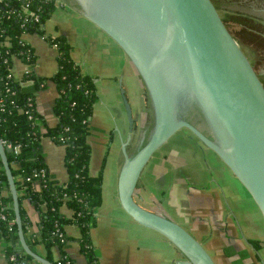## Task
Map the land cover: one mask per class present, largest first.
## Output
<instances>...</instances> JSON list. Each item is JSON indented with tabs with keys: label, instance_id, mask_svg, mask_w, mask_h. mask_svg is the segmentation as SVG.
Here are the masks:
<instances>
[{
	"label": "water",
	"instance_id": "water-1",
	"mask_svg": "<svg viewBox=\"0 0 264 264\" xmlns=\"http://www.w3.org/2000/svg\"><path fill=\"white\" fill-rule=\"evenodd\" d=\"M122 49L149 98L151 125L130 151L134 115L123 87L128 129L120 140L117 197L137 223L162 234L182 255L180 264H217L203 243L168 214L147 208L136 187L152 154L187 128L232 171L264 218V83L223 20L214 0H70ZM74 4H73V3ZM201 119L196 123L194 117ZM0 158L23 250L28 245L16 186L0 139Z\"/></svg>",
	"mask_w": 264,
	"mask_h": 264
},
{
	"label": "crops",
	"instance_id": "crops-1",
	"mask_svg": "<svg viewBox=\"0 0 264 264\" xmlns=\"http://www.w3.org/2000/svg\"><path fill=\"white\" fill-rule=\"evenodd\" d=\"M60 1L61 4L67 6V8H63L65 13L75 17L77 21L80 20L86 29V41L82 43L84 52L80 53L78 58L71 54L70 48V54L78 65L82 63V67L79 65L81 71L93 78L96 91L100 95L99 99L93 103V110H101L102 104H104L115 112L119 119L123 115L126 117L120 93V87H123L128 100L129 96L132 97V102H129L133 115L136 117L137 110L133 100H136L139 104L138 108L142 111L145 91L134 67L112 38L93 24L100 32L96 33L92 24L89 25L86 23L85 17L80 16L82 14L76 16L68 12L69 9L75 13L78 12L71 3L65 0ZM49 32L56 33L50 29ZM60 32L69 40L66 29L61 28ZM97 35H100V38ZM20 37L24 42L33 46L34 71L40 76H51L57 69L56 47L49 44L37 32H23ZM98 48L101 49V52L95 51ZM88 56L90 59L87 58ZM45 64H48V67H45ZM24 69L23 62L20 59H14L13 74L22 76ZM24 90L35 93L36 106L42 115L43 125H54L57 121L54 112V99L57 90L54 84L48 86L47 82L45 88L37 89L32 82H28L24 84ZM92 117L91 114L90 121L92 123L89 122V127L91 126L92 129H89L87 137L91 147L88 171L90 175H97L100 172L102 174V200L94 209V220L91 223L92 228L90 227L91 242L98 264H180L182 255L162 234L148 227L146 228L151 230L139 229V226H123L118 222L125 220L124 217L128 215L120 206L117 197L116 183L121 164L120 141L118 150L111 153L114 168L109 165V168L106 169L107 155L112 144L111 134L107 132L108 127L103 129L104 132L100 130L104 127L96 125ZM96 119L100 120L101 117L96 115ZM126 127H128L127 120L123 128L125 134L128 129ZM176 133L171 137L176 136ZM186 136H177L175 140V144L180 149L190 151V156H186L181 150L182 155L188 159L185 164L175 158L164 159V154L160 155L158 160H162L167 167L161 165L160 161L148 164L151 156L140 174L136 187V200L147 208L168 214L176 221H185V224L192 228L193 235L207 246L206 249L211 254L215 255L217 264H264V218L257 204L215 152L199 140H195L189 135ZM41 146L50 176L59 181H65L67 170L64 165V145L54 142L48 136H43ZM170 152L174 153L172 149ZM194 158H198V160H194ZM148 167V174L154 176L152 182H147L144 179ZM211 177L221 183L218 188L211 185ZM169 178L170 180H168ZM158 183L163 187L162 191L157 193L164 192L163 188L168 186L167 195L170 201L168 207L159 201L156 193L150 189V184L156 189L155 185ZM106 193V197L112 198L113 212L100 223L101 229L106 230V235L103 237L96 233L94 228L98 229L96 222L98 216L101 215L102 202L105 200ZM224 193L227 196V201L224 199ZM192 195L196 197V200L192 201ZM188 197H190L189 201H187ZM22 204L30 220L27 225L28 238L37 240L40 237L39 212L26 197L23 198ZM60 212L66 217L73 214V210L67 204L60 206ZM130 219V223H137L131 217ZM64 231L68 238L59 248L53 247L54 256L64 252L74 260L75 264H86V257L79 247L81 235L79 226L75 223H65ZM28 245L33 251L44 256L45 246L42 242L35 241ZM0 264H7L3 245L0 247Z\"/></svg>",
	"mask_w": 264,
	"mask_h": 264
},
{
	"label": "trees",
	"instance_id": "trees-1",
	"mask_svg": "<svg viewBox=\"0 0 264 264\" xmlns=\"http://www.w3.org/2000/svg\"><path fill=\"white\" fill-rule=\"evenodd\" d=\"M54 7L55 0L0 2V139L16 186L22 228L28 244L42 242L44 257L53 264H66L65 259L75 264L68 254L61 252L55 257L53 252V247L59 248L68 238L64 224L75 223L80 228L79 247L86 257V264H98L90 227L94 209L102 200V174H89L91 147L87 139L97 91L93 78L83 73L71 57L68 38L64 34L46 31L45 21ZM23 32H37L56 47L57 69L51 76H40L34 71V49L21 40ZM15 57L29 64L22 76H15L11 71ZM30 81L37 89L45 88L48 81L54 84L57 90L54 99L57 121L54 125L44 126L41 122L35 93L24 90V84ZM43 136L64 145L65 181L49 174L42 154ZM14 145L19 147L17 152ZM25 197L39 212L40 237L37 240L28 238L30 220L22 204ZM62 204L73 210L72 216L66 217L60 212ZM14 218L9 185L0 158V247L3 245L8 264H33L35 259L20 245Z\"/></svg>",
	"mask_w": 264,
	"mask_h": 264
},
{
	"label": "rangeland",
	"instance_id": "rangeland-1",
	"mask_svg": "<svg viewBox=\"0 0 264 264\" xmlns=\"http://www.w3.org/2000/svg\"><path fill=\"white\" fill-rule=\"evenodd\" d=\"M65 1H67L68 3H71V2H69L70 0H65ZM214 1L218 6L220 14H221L223 20L225 21L227 27L232 32V34L235 36V38L238 40V42L240 43L243 50L245 51V53L248 55V57L252 61L254 68L256 70H259L260 68H262V66L264 64V49L261 46V40H259L258 38H255V36H253L254 34L253 35L251 34L252 31H250V29H256V30L263 29V24H262L261 19H259V17H256L255 15H253V13L247 12L246 8H248L250 6L251 0H214ZM60 2H61L60 0H55V7H54L53 11L51 12V14L49 15V17L46 18V21H45L46 31L49 32V29H50L52 31H55L58 34H63L60 32L61 28L64 30L66 29V31L69 35L68 36L69 42L71 44V54H73L79 58L80 53L84 52L83 51L84 46L82 43L84 41H86V29L84 27V24L80 20L77 21L75 19V17L68 16L65 13L63 8H67V6H66V4H64V5L61 4ZM68 12L73 14V15H76V16H79V14H80L77 11H76L77 13H75L71 9H69ZM80 16H82V15H80ZM86 23H88L89 25L92 24L91 26H93V29L96 31V33L99 32L97 30V28L94 27L93 23L90 22L88 19H86ZM51 33H54V32H51ZM97 36L100 38V35H97ZM102 36H104V35H102ZM105 38H107V37H105ZM96 50H97V52H99V51L101 52L100 48L95 49V51ZM87 58L90 59V56H88ZM79 65L82 67V63H80ZM44 66L48 67V64H45ZM47 72H50V70H47ZM51 85H52V82L48 81V86H51ZM144 91H145V88H144ZM99 96L100 95H98V93H97V97L95 99L96 101L99 99ZM131 100H132V97L129 96V101H131ZM133 101L135 104V108L137 110L135 112V116H136V118H138L137 121H135V125H134V127L136 129V136L134 138L136 139L137 132H138L139 126H140L139 117L141 116L142 111L140 108H138L139 104L136 102V100H133ZM102 105H103V108L101 110L100 109L99 110H97V109L92 110V112H93L92 113V115H93L92 120L94 121V123L96 125H102V127H104L102 129L100 128V130H102V131H103V129L108 127L109 129L107 132L111 134L110 138L112 140V144L109 147V152H108L107 160H106V169H108L109 165L112 168H114V160L112 159L113 155L111 153L118 150L119 141L121 140V138H125L126 134H125V131L123 130V128H124V124H125L126 120L128 122V119H127V116L125 117L123 115L122 118L120 117V119H122L120 122V119L115 112H113L110 108H107L108 106H106L104 104H102ZM96 115L101 117V119L100 120L96 119ZM125 115H126V112H125ZM89 122L92 123V121H90V120H89ZM122 122H123V127H122ZM90 128H91V126H90ZM126 128H128V127H126ZM120 130H121V132H120ZM184 135H187V136L189 135L192 138H194L195 140L197 139V137L194 134H192L187 128H182L181 130H179L176 133V136L174 135L173 137H171L168 142H166L164 145H162L160 148H158L152 154V158L148 164H152V163H155L157 161H160L161 165H163L164 167H167L163 163L162 160H158L159 156L162 154L165 155L164 159L175 158L176 160H180V161H182V163L185 164V161L188 160L186 158V156H190V153H189L190 151H188L187 149H185V150H183L182 148L180 149L178 147V145L175 144V140H176L177 136L182 137ZM119 147H120V145H119ZM170 149L173 150V152H174L173 154L170 152ZM181 150L184 152V155H186V156L182 155ZM201 157L203 158V156H201ZM198 158H194V160H198ZM111 159L113 160V163H112ZM210 164H208V165H210ZM175 167H176V165H175ZM148 171H149V167L145 173L146 176L144 179L147 182L148 181L152 182V178L154 176L153 175L151 176L150 174H148ZM211 179H212L211 185L218 188L221 183H219L218 181H215V178L213 180V177H211ZM168 180H170V178ZM155 186H156V189L152 187V184H150V189L152 190V192L156 193L159 201L166 204L167 207L170 206V201L168 200V195H167V192H168L167 184H166L167 187L163 188L164 192H162V193H157V192H161L162 191L161 188L163 186L160 183L156 184ZM242 189L244 190L243 187H242ZM244 192H246V191H244ZM106 196H107V193L105 194V197H104L105 200H103V202H102V205H103L102 208L103 209H102L101 215L98 216L99 218L96 222L98 229L94 228V231H96V233H98L100 236L102 235L103 237H105L104 235H106V230L101 229L100 223L104 219H106L108 216H110L113 212L112 198L106 197ZM189 198L190 197H188L187 201H189ZM191 199H192V201H194V200H196V197H194V195H192ZM224 199H226L225 201H227V196L225 193H224ZM113 201H115V199H113ZM114 203L116 204V201ZM125 215H127V214H125ZM124 218H125V220H119L118 221L123 226H139L138 227L139 229L145 228V230H151V229H148L146 227H141L142 225H138L137 223H130L131 219H130V216H128V215H127V217H124ZM127 218H129V219H127ZM182 221L178 220V222L182 226H184L193 235L192 228L189 225H186L185 221L184 222H182ZM132 224H135V225H132ZM117 230H120V229H117ZM203 245L205 246L204 243H203ZM205 247H207V246H205ZM208 252H209V250H208ZM209 253L211 254V252H209ZM213 255L214 254H211V256L214 258L215 255L214 256ZM214 260H215V258H214ZM34 263L38 264V262H35V261H34Z\"/></svg>",
	"mask_w": 264,
	"mask_h": 264
},
{
	"label": "flooded vegetation",
	"instance_id": "flooded-vegetation-1",
	"mask_svg": "<svg viewBox=\"0 0 264 264\" xmlns=\"http://www.w3.org/2000/svg\"><path fill=\"white\" fill-rule=\"evenodd\" d=\"M247 12L249 13H253V15H255L256 17H259V19H261L262 24H263V29L260 30H256V29H250L251 34L253 36H255V38H258L259 40H261V46L264 49V0H251L250 1V6L248 8H246ZM257 72L259 73L260 77L262 78V81L264 83V64L262 66V68H260L259 70H257ZM143 101L144 104L142 106V113L141 116L139 117V122H140V126H139V130L137 132V137L136 139L134 138L129 146L130 151H133L137 146L138 143L140 142V138H145L150 125H151V118H152V113H151V106H150V101L149 98L145 92L144 97H143ZM138 118L135 117L134 119V125H135V121H137ZM194 120L196 123L201 122V119L198 116L194 117ZM136 130V129H135ZM136 136V131L134 133V137ZM134 141V142H133Z\"/></svg>",
	"mask_w": 264,
	"mask_h": 264
},
{
	"label": "built area",
	"instance_id": "built-area-1",
	"mask_svg": "<svg viewBox=\"0 0 264 264\" xmlns=\"http://www.w3.org/2000/svg\"><path fill=\"white\" fill-rule=\"evenodd\" d=\"M1 1H3V0H0V2H1ZM21 40H22V38H21ZM22 41H23V40H22ZM6 44H9V41H6ZM16 58H17V57H15L14 59H16ZM17 59H19V58H17ZM20 60H21V59H20ZM21 61L23 62L24 67H25V69H24V71H23V73H24V72H26V71L28 70V68H29V64H28L26 61H23V60H21ZM12 66H13V65H12ZM11 71H12V67H11ZM12 73H13V71H12ZM30 82H31V81H30ZM26 83H28V82H26ZM32 83H33V82H32ZM13 148H14V151L17 152L19 147H18V145H14ZM64 242H65V241H64ZM64 242H63V243H64ZM10 258H13V256H11ZM35 262H38V261L35 260ZM65 263H66V264H70V260H69V259H65ZM7 264H8V263H7ZM34 264H35V263H34ZM38 264H41V263L38 262Z\"/></svg>",
	"mask_w": 264,
	"mask_h": 264
}]
</instances>
